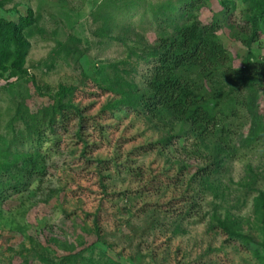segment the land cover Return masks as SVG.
Here are the masks:
<instances>
[{
    "label": "rangeland",
    "instance_id": "1",
    "mask_svg": "<svg viewBox=\"0 0 264 264\" xmlns=\"http://www.w3.org/2000/svg\"><path fill=\"white\" fill-rule=\"evenodd\" d=\"M185 2L0 0L33 20L21 73L0 38V264H264V72L224 96L198 73L210 135L138 103ZM254 3L198 13L228 66L264 67Z\"/></svg>",
    "mask_w": 264,
    "mask_h": 264
},
{
    "label": "trees",
    "instance_id": "2",
    "mask_svg": "<svg viewBox=\"0 0 264 264\" xmlns=\"http://www.w3.org/2000/svg\"><path fill=\"white\" fill-rule=\"evenodd\" d=\"M251 1L255 3L246 31L252 28L257 32V29H264V0ZM206 5L207 0H186L183 12L185 23L176 27L173 36L160 39L156 59L146 80V89L137 98L153 118L158 117L161 109L168 110L176 119L190 122L202 135L214 134L218 121L197 97V90L200 89V82L196 78L198 73L220 87V96H224V91L246 90L250 86V79L264 72L261 63H249L240 69L228 66L231 57L218 37L222 28L220 20L213 18L205 24L198 14ZM22 21L19 26L0 20V38L10 50L7 56L12 59L14 75L23 71L30 47L22 29L33 20L25 16ZM45 138V131L40 132L36 144L42 145Z\"/></svg>",
    "mask_w": 264,
    "mask_h": 264
}]
</instances>
